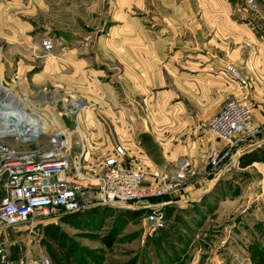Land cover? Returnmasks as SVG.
<instances>
[{
	"label": "rangeland",
	"instance_id": "374dc122",
	"mask_svg": "<svg viewBox=\"0 0 264 264\" xmlns=\"http://www.w3.org/2000/svg\"><path fill=\"white\" fill-rule=\"evenodd\" d=\"M249 2L221 0V8L264 39V0H253L254 15ZM122 4H128L129 15L124 30L146 32V55L156 60L159 0H0V102L8 92L19 91L49 120L61 124L57 114H62L73 130L70 156L73 174L80 178L99 173L112 144L150 166L153 159L162 165V154H196L200 139L210 137L209 119H176V112L189 111L190 104L179 81L171 86L169 71L153 72L147 65L145 75H139L123 64L122 50H131L132 39L125 45L120 33ZM9 26L16 28V40L9 36ZM46 40L52 44L48 53L42 45ZM27 80L31 86L24 84ZM225 83L228 99L234 98L233 86L238 91L246 87L232 78ZM71 101L85 108L74 112L67 107ZM143 132L154 144L152 149L142 139L150 153L136 144ZM245 157L243 153L227 170L226 162L216 170L207 165L205 182L192 179L174 194L142 206L84 210L48 223L53 226L48 235L44 227L9 232L11 253L15 257L21 251L33 261L44 256L52 264L62 259V264H264V164L242 170L239 161ZM159 214L156 226L151 217Z\"/></svg>",
	"mask_w": 264,
	"mask_h": 264
},
{
	"label": "built area",
	"instance_id": "2783aa9c",
	"mask_svg": "<svg viewBox=\"0 0 264 264\" xmlns=\"http://www.w3.org/2000/svg\"><path fill=\"white\" fill-rule=\"evenodd\" d=\"M249 1L247 9L253 14L256 5ZM42 45L47 53L52 50L50 41ZM224 72L245 85L235 68L226 66ZM76 103L71 101L67 107L79 111ZM12 111L0 107L2 116L6 115L0 121V264H52L44 256L33 261L21 251L15 258L9 232L23 227L33 232L63 216L93 208L142 206L152 198L174 194L196 177L187 160L149 171L133 167L126 161L125 149L117 145L103 158L94 178H80L73 174L75 163L70 156L73 130L61 120L62 114L55 112L61 121L56 125L44 114L18 106ZM11 113L14 116H8ZM207 132L222 143L221 150L209 153L208 166L216 170L226 162L227 170L243 154L247 140L264 135V126L255 125L249 107L233 98L209 119ZM151 219L157 226L161 216Z\"/></svg>",
	"mask_w": 264,
	"mask_h": 264
},
{
	"label": "crops",
	"instance_id": "0c3cea01",
	"mask_svg": "<svg viewBox=\"0 0 264 264\" xmlns=\"http://www.w3.org/2000/svg\"><path fill=\"white\" fill-rule=\"evenodd\" d=\"M130 3V2H129ZM140 5V2H138ZM128 6V4H127ZM126 4H122L119 14L125 23L122 24L121 36L128 45L132 39V50H122V62L126 68L138 71L145 75V70L153 72L162 69L169 71L171 86H178V81L185 90L183 93L190 104L189 111L176 112V119L182 118L193 121L210 119L228 98L225 82L229 76L224 72V64L232 63L241 78L245 80V88L238 89L233 86L232 96L249 107L251 119L257 126H264V39L250 29L243 28L237 21L227 17L225 8H221V0H159L157 14L159 15V33L154 39V58L148 57L144 48L146 32L139 28L132 33L125 31L129 15L126 13ZM131 23H135L131 21ZM129 26V25H128ZM245 26L247 24L245 23ZM8 29L9 36L17 39L16 28ZM1 37V31H0ZM144 39V40H143ZM137 47L135 48V46ZM127 50V51H126ZM168 56V57H167ZM136 59L135 62H133ZM161 59H164L161 61ZM163 62L164 65L160 63ZM6 69L2 68L4 72ZM1 71V72H2ZM3 75V73H1ZM2 80V78L0 79ZM26 81V80H25ZM19 80L14 84H18ZM47 81L44 80L42 85ZM24 83V82H23ZM25 85L31 86L27 80ZM175 95V92L171 91ZM230 95V94H228ZM179 107V102L176 103ZM182 113V114H180ZM191 115H188L190 114ZM180 114V115H179ZM143 134H148L143 132ZM150 135V134H149ZM154 141V140H153ZM202 147L192 154L169 153L162 154L163 163L152 160L148 166L130 157L127 153L126 161L133 167H140L145 171L152 168L169 167L178 165L182 160H187L196 172V182H205V168L207 167L206 154L209 150H221L222 143L213 136L200 139ZM140 146V140H137ZM119 144H112L114 146ZM151 145V143H150ZM120 146V145H119ZM145 146V145H144ZM145 148V147H144ZM154 146L152 147V149ZM111 149V151H112ZM246 156H256L264 151V137L242 147ZM243 155V154H242ZM160 164H159V163ZM264 162H254L241 168L246 170ZM217 180V179H216ZM17 255L15 256V258Z\"/></svg>",
	"mask_w": 264,
	"mask_h": 264
},
{
	"label": "bare ground",
	"instance_id": "6f19581e",
	"mask_svg": "<svg viewBox=\"0 0 264 264\" xmlns=\"http://www.w3.org/2000/svg\"><path fill=\"white\" fill-rule=\"evenodd\" d=\"M15 94H17V95H12V94H9V92H8L7 97L3 101L0 102V107L1 108H9V110L12 109L13 110L12 112H14L16 106H18V107H20L23 110L28 109V110H30L32 112L38 113V115H41V112H40L39 109H33L32 108V105L29 103L30 100H28V97H26L24 94H21L19 91H17V93H15ZM18 95L20 97H18ZM21 97H23V98H21ZM48 101L50 103V100L45 96L44 97V102L46 103ZM49 103H46V104H49ZM77 106L80 109H84L85 108L83 103H77ZM5 116L6 115L2 116V113H0V121L3 120L2 118H5ZM8 116H14V115H12V113H11ZM50 122L53 123V124H56V125H61L59 123V121H57V123H55L54 121L50 120ZM45 128H47V127H45Z\"/></svg>",
	"mask_w": 264,
	"mask_h": 264
},
{
	"label": "trees",
	"instance_id": "16d2710c",
	"mask_svg": "<svg viewBox=\"0 0 264 264\" xmlns=\"http://www.w3.org/2000/svg\"><path fill=\"white\" fill-rule=\"evenodd\" d=\"M140 146L141 147H143L144 148V145H143V142H142V139H144V140H146V141H150L149 143H151V146H154V144H152V139H151V137L148 135V134H143V135H141V137H140ZM155 148V147H154ZM145 150L148 152V153H150V151L149 150H147L146 148H145ZM155 162H157L156 160H155ZM254 162H264V151H261L258 155H256V156H246L245 158H243L242 160H240L239 161V167L240 168H245V167H247V166H249V165H251L252 163H254ZM71 215H73V214H71ZM68 216H70V215H66V216H63L61 219H60V221H63V220H65ZM53 228V226H51L50 227V225H47V226H44V233H46L47 235L48 234H50V232L52 231L51 229ZM55 238V237H54ZM64 261H63V259H62V262H55V264H62Z\"/></svg>",
	"mask_w": 264,
	"mask_h": 264
}]
</instances>
